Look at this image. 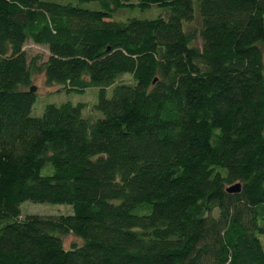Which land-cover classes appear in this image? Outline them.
Instances as JSON below:
<instances>
[{
    "label": "trees",
    "instance_id": "obj_1",
    "mask_svg": "<svg viewBox=\"0 0 264 264\" xmlns=\"http://www.w3.org/2000/svg\"><path fill=\"white\" fill-rule=\"evenodd\" d=\"M65 1L0 0V264H264V0Z\"/></svg>",
    "mask_w": 264,
    "mask_h": 264
},
{
    "label": "rangeland",
    "instance_id": "obj_2",
    "mask_svg": "<svg viewBox=\"0 0 264 264\" xmlns=\"http://www.w3.org/2000/svg\"><path fill=\"white\" fill-rule=\"evenodd\" d=\"M65 2H75V0H66ZM84 8L94 9L95 4H84L82 5ZM126 10V11H125ZM124 11L118 12L115 15V18L118 20H124L125 18H137L142 20L153 19V17L158 16V12L155 9H151L150 11H143L139 8L135 9H125ZM159 11V10H158ZM24 49L29 53L30 57H41L45 62L49 56L48 50L46 47L36 46L30 42L26 43ZM122 82L130 83V77L126 76L122 78ZM35 87L36 94V102L32 109V116L40 117L44 111V108L49 104L60 105L66 102H70L71 104H85L87 111L85 112L86 116H95L92 107L98 101L100 91L96 88L86 90L83 93H74L67 92L62 90L60 87H46L44 83V79L42 76H36L33 84ZM107 97H111L112 90H107ZM72 211L67 206H58V205H40L33 204L31 202H25L21 206V216L25 217L27 215H44L50 216L55 214H63L68 215L71 214ZM64 245L65 247H69L72 243H80V241L73 236L64 237ZM264 242V239H262Z\"/></svg>",
    "mask_w": 264,
    "mask_h": 264
},
{
    "label": "water",
    "instance_id": "obj_3",
    "mask_svg": "<svg viewBox=\"0 0 264 264\" xmlns=\"http://www.w3.org/2000/svg\"><path fill=\"white\" fill-rule=\"evenodd\" d=\"M35 87H31V89H30V92L31 93H35ZM239 190H240V186L239 185H235L234 187H232L230 190H228V192H230V193H238L239 192Z\"/></svg>",
    "mask_w": 264,
    "mask_h": 264
}]
</instances>
